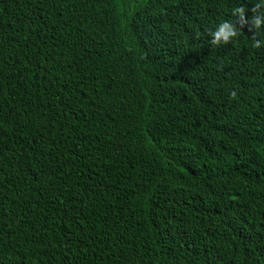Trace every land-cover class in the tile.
I'll return each instance as SVG.
<instances>
[{
  "label": "trees",
  "instance_id": "1",
  "mask_svg": "<svg viewBox=\"0 0 264 264\" xmlns=\"http://www.w3.org/2000/svg\"><path fill=\"white\" fill-rule=\"evenodd\" d=\"M258 2L0 0V264H264Z\"/></svg>",
  "mask_w": 264,
  "mask_h": 264
},
{
  "label": "clouds",
  "instance_id": "2",
  "mask_svg": "<svg viewBox=\"0 0 264 264\" xmlns=\"http://www.w3.org/2000/svg\"><path fill=\"white\" fill-rule=\"evenodd\" d=\"M261 5H264V0H259L253 9H251L253 13L251 23L257 34L264 31V11L261 10ZM246 11L248 10L245 7H235L232 10V15L244 20ZM238 34V30L235 28L231 20L228 22H222L216 27V30L211 33L213 37L212 44L218 46L220 43H226L230 38H236ZM261 43H264V41L256 42V46H259Z\"/></svg>",
  "mask_w": 264,
  "mask_h": 264
}]
</instances>
